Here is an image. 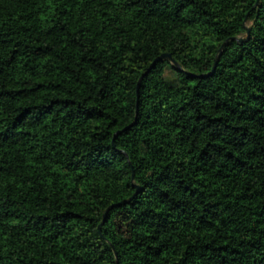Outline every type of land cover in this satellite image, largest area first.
Segmentation results:
<instances>
[{
    "label": "trees",
    "instance_id": "trees-1",
    "mask_svg": "<svg viewBox=\"0 0 264 264\" xmlns=\"http://www.w3.org/2000/svg\"><path fill=\"white\" fill-rule=\"evenodd\" d=\"M256 2L0 0V264H264Z\"/></svg>",
    "mask_w": 264,
    "mask_h": 264
},
{
    "label": "water",
    "instance_id": "water-1",
    "mask_svg": "<svg viewBox=\"0 0 264 264\" xmlns=\"http://www.w3.org/2000/svg\"><path fill=\"white\" fill-rule=\"evenodd\" d=\"M258 1H259V0H257V2H258ZM257 2H256V4H255V6L257 5ZM249 31H250V30L247 29V31H246V35L243 36V37H239V38H231V39H228L227 41H225V42L221 45V47H220V49H219V54H218V55L221 54V52H222L223 49L227 46V44H228L229 41H235V42L238 43V44L245 43V42L248 40ZM164 59H167V60L169 61V63H170L172 66H174L177 70L180 71V67H179L178 64L175 62V60L172 58V56H171L170 54H163V55L159 56L158 58H156V59L153 61V63H152V65L150 66V68L146 71V73H144V75H142V76L140 77V79H139V81H138V85H137V91H138V89H139V86H140V84H141V82H142L143 77H144V76H145V75H146V74H147V73H148L153 67H155L156 64H158L159 62H161V61L164 60ZM217 62H218V56H217L216 59L214 60L213 67H212V71H211L208 75H211V74L214 72V70H215V68H216V65H217ZM208 75H206V76H208ZM139 191H140V190H139V187L137 186L134 195H136L137 193H139ZM131 199H132V197H131L130 199H128V200H126V201L120 203L119 205H125V204L129 203V202L131 201ZM119 205H113V206L109 207V208L105 211V213H104V215H103V221H102V223L98 226V232H99V233H100V231H101V227H102V225H103L104 222L107 220L108 213H109L114 207L119 206ZM115 264H118L117 261L115 262Z\"/></svg>",
    "mask_w": 264,
    "mask_h": 264
},
{
    "label": "rangeland",
    "instance_id": "rangeland-1",
    "mask_svg": "<svg viewBox=\"0 0 264 264\" xmlns=\"http://www.w3.org/2000/svg\"><path fill=\"white\" fill-rule=\"evenodd\" d=\"M168 74L169 72H167V75ZM115 225L122 236L129 237L130 223L126 218H124L122 215H118L115 218ZM128 251L130 254H134L136 252V249L133 245L129 244Z\"/></svg>",
    "mask_w": 264,
    "mask_h": 264
}]
</instances>
